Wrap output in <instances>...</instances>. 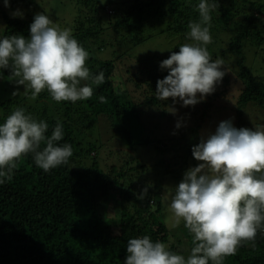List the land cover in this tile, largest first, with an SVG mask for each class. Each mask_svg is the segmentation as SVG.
I'll list each match as a JSON object with an SVG mask.
<instances>
[{
  "label": "trees",
  "instance_id": "1",
  "mask_svg": "<svg viewBox=\"0 0 264 264\" xmlns=\"http://www.w3.org/2000/svg\"><path fill=\"white\" fill-rule=\"evenodd\" d=\"M20 1L30 5L27 0ZM199 2L81 0L73 37L89 53L86 64L91 74L102 71L105 82L95 85L91 80L83 81L82 85L87 83L93 88V95L75 103H57L47 90L32 99L31 90L27 89L17 100L0 101V124L17 107L24 108L26 114L48 124L46 137L59 122L63 139L57 143H68L73 150L67 164L47 172L36 166L29 153L17 162L12 179L0 184V264H125L128 240L144 235L153 242H163L177 254L191 250L193 237L184 224L177 235L166 224L167 190L161 188L159 178L166 175L174 182L180 179L184 167L195 162L192 148L199 143L194 139L187 141V133L168 137L171 148L158 142L157 150L168 154L156 164L159 169L152 170L157 174L149 182L151 186L141 179V174L149 169L133 153L137 147L151 143L144 137L143 117L149 114L152 117L156 112L153 118L159 119L167 113L155 110L162 106L155 92L157 81L164 79L169 70L161 68L162 60L157 56L138 60L133 68L124 62L131 49L152 37L146 36V32L158 27L162 28L161 34L178 36L183 44L191 43L187 37L188 24L199 20ZM209 2H215L217 7L210 13L212 40L206 45L207 50L213 61L231 57L241 70L236 80L241 91L237 117L250 104L264 108V72L257 74L250 69L259 63L264 66V0ZM31 5L36 4L31 2ZM83 6L87 8L86 16L81 13ZM109 7L114 8V13L107 15ZM33 21L32 17L13 16L0 3V39L11 35L30 38ZM227 35L230 38L224 39ZM223 40L229 42L227 49L219 52L211 48ZM94 42L100 43L96 48L100 52L116 48L118 58L98 59L94 55ZM247 51L252 52V61H248ZM120 69L127 75H124L126 83L116 80ZM0 72L15 79L10 68ZM223 80L228 83L226 72ZM127 85H133L144 96L143 100L132 96ZM101 95L106 103L100 102ZM217 97L218 94L212 96L199 108L212 109ZM99 117L110 122L118 143L121 140L127 150H120L122 146L116 142L118 146L111 145L108 149L99 143L97 151L98 140L84 139L89 130L101 126ZM201 122L199 119L196 133ZM176 139L177 143L173 144ZM45 146L42 142L41 150ZM145 188L144 198L139 199ZM114 203L119 206L120 215L109 218L110 211L113 214L116 211ZM254 243L255 247L251 243L241 246L235 255L225 258L224 264H264V229L258 231Z\"/></svg>",
  "mask_w": 264,
  "mask_h": 264
},
{
  "label": "clouds",
  "instance_id": "2",
  "mask_svg": "<svg viewBox=\"0 0 264 264\" xmlns=\"http://www.w3.org/2000/svg\"><path fill=\"white\" fill-rule=\"evenodd\" d=\"M4 3L9 6V0ZM216 7L215 2L200 0L199 20L188 24L187 37L192 42L182 44L161 62L169 73L157 81V99L178 97L183 106L195 105L222 81L224 61H213L206 47L212 40L210 13ZM108 11L113 13L111 8ZM88 58L71 31L54 26L44 13L34 16L30 38L0 39V69L10 68L16 83L31 90L32 99L45 90L57 103L90 99L93 88L81 82L100 85L105 76L102 71L91 74ZM99 100L107 102L103 95ZM47 129L45 121H37L21 107L0 124V184L12 179L17 162L29 153L45 172L69 162L72 146L57 143L63 139L62 125L57 122L48 137ZM42 142L46 146L41 150ZM192 154L202 163L166 191L171 213L167 226L176 228L183 222L193 237L190 254L185 258L144 235L128 240L125 264H224L241 246L251 243L255 247L257 233L264 229V128L237 129L231 120L222 121L214 134L192 148ZM146 192L143 189L138 198L143 199Z\"/></svg>",
  "mask_w": 264,
  "mask_h": 264
},
{
  "label": "rangeland",
  "instance_id": "3",
  "mask_svg": "<svg viewBox=\"0 0 264 264\" xmlns=\"http://www.w3.org/2000/svg\"><path fill=\"white\" fill-rule=\"evenodd\" d=\"M30 5H26L22 3L20 0H9V6H5L8 8V12L12 15L14 13H19V18L25 17H32L38 13H44L49 16V18L53 21L54 26H59L61 29H69L71 34L73 35L76 31V20L78 18L79 9L82 8L80 3L81 0H27ZM32 3L36 5L32 6ZM0 3H4V0H0ZM80 5V6H79ZM113 11L114 8L109 7ZM106 11V14H110L109 11ZM87 8L83 6V12H81L84 16H86ZM114 13V11H113ZM111 13V14H113ZM161 27H158L157 30L147 31L146 36H152L143 44L133 48L130 50L128 58L125 59L124 65H128L130 68L136 66V62L138 60L145 61L148 56H157L158 59L162 61L169 58L171 52H175V48L177 49L176 52L179 51V47L183 44L182 39L178 36H168L166 34H161ZM230 38L229 35L224 36V39ZM228 40H223L221 44L219 42L213 45L211 48L217 50L219 52L224 51L227 49L226 43ZM229 43V42H228ZM98 42H94L93 46L95 51V56L100 60H113L118 58L116 53V48H105L101 52L98 51L100 45ZM252 52H246V56L248 57V61H252L251 55ZM231 57H228L224 61L223 70L228 75V83L224 80L219 82L215 90L212 94L207 95L202 101L195 105L183 106V102L177 97L175 99L169 97L166 100H162L161 104L159 102V107H156L155 110L160 112V109L163 111H167L166 115L162 118L155 119L153 118L155 113L151 115L143 117V124L145 125V138H148L151 143L149 145L139 146L134 151L133 155L141 162V164L148 167L147 173L141 174V179L146 180L148 183L156 177V174L152 170L159 169L158 164L162 157L168 154V151L162 152L157 150V143H161V146L170 145L171 139H167L168 137L177 136L181 133H187V141L195 140V143H200L202 139L206 140L210 134H214L218 125L222 121L231 120L232 125L237 128H249L254 129L257 127L264 128V108L256 106V105H248L245 107L241 115L237 117V111L239 108L238 98H240V88L239 84L236 82L238 75L241 73L240 66L235 62H232ZM89 62L87 61V64ZM86 64V66H88ZM119 65V64H118ZM91 67V66H90ZM122 68V66L120 65ZM250 67V66H249ZM89 68V67H88ZM251 71L262 74L264 72V66H261L260 63L256 66L250 67ZM90 70V68H89ZM124 75L121 69L119 70V74L116 76V80L120 82H125ZM17 79V78H15ZM15 79H9L4 77L0 72V101H7V100H17L19 99L27 89V86L18 85ZM91 82V81H90ZM83 83V81L81 82ZM19 86V87H18ZM128 88L131 90L132 96L138 98L139 101L143 100V95H140L139 92L134 89L133 85H127ZM16 93L13 95V93ZM218 94V97L214 100V105L212 109H201L199 106L210 99L212 95ZM199 99V94L197 95ZM201 112H204L202 114ZM205 115L203 119L202 116ZM201 119L203 122L200 123V127L198 132H195L197 129L198 120ZM99 121L101 124L93 127L89 130L87 137H84L86 141H96L97 142V151L100 150L99 143L103 145L105 148H111V145L118 146V139L116 138V134L114 133V129L111 127L110 122L105 117H99ZM177 124L180 126L177 127ZM181 139V137H180ZM119 140L120 150H127L123 143H120ZM178 139H176L173 144L177 143ZM122 142V141H121ZM171 148V145H170ZM103 150V149H101ZM108 150H105L107 152ZM104 158V154L101 156ZM194 162V161H193ZM191 162L189 165L184 167L185 171L183 172L180 179L174 180L169 176L162 175L159 178V183L161 188L164 187L166 190L174 189L182 180L184 179L185 173L195 167V164L198 166L201 161L195 160V164ZM134 163L132 166H135ZM155 167V168H154ZM153 168V169H152ZM152 171V173H151ZM150 184V183H149ZM151 186V184H150ZM167 187V188H166ZM166 194V191H165ZM115 204V203H114ZM116 211L113 214L110 211L108 214L109 218H118L120 215V208L117 204ZM112 209V208H111ZM113 210V209H112ZM171 213L168 211V201H167V211H166V224L168 225L170 221ZM183 226V222L176 227V228H169L170 232L174 235H177L180 231L181 227ZM190 254V251H183L181 255H184L185 258Z\"/></svg>",
  "mask_w": 264,
  "mask_h": 264
}]
</instances>
